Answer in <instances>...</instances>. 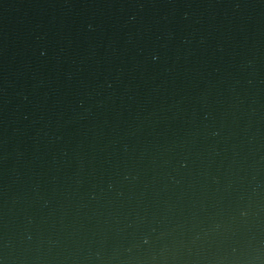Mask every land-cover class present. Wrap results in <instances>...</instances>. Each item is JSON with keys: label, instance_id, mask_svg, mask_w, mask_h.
Here are the masks:
<instances>
[{"label": "water", "instance_id": "obj_1", "mask_svg": "<svg viewBox=\"0 0 264 264\" xmlns=\"http://www.w3.org/2000/svg\"><path fill=\"white\" fill-rule=\"evenodd\" d=\"M0 264H264V0H0Z\"/></svg>", "mask_w": 264, "mask_h": 264}]
</instances>
